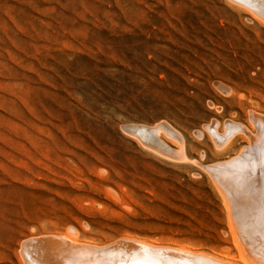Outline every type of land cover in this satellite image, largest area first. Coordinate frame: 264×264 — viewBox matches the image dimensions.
Masks as SVG:
<instances>
[{
  "label": "rangeland",
  "instance_id": "374dc122",
  "mask_svg": "<svg viewBox=\"0 0 264 264\" xmlns=\"http://www.w3.org/2000/svg\"><path fill=\"white\" fill-rule=\"evenodd\" d=\"M231 3L0 0V264L71 226L239 259L208 173L122 129L168 121L207 164L240 150L244 133L221 152L194 134L264 113V23Z\"/></svg>",
  "mask_w": 264,
  "mask_h": 264
},
{
  "label": "bare ground",
  "instance_id": "6f19581e",
  "mask_svg": "<svg viewBox=\"0 0 264 264\" xmlns=\"http://www.w3.org/2000/svg\"><path fill=\"white\" fill-rule=\"evenodd\" d=\"M230 2L249 10L255 20L264 23V0ZM248 116L255 131L231 119L220 123L213 117L201 129L194 130L201 139L206 136L217 152L227 149L237 134L245 135L240 150L208 164L188 157L185 136L168 121L129 123L126 129L122 128L144 150L181 164L198 165L208 173L227 203L229 235L238 260L131 237L113 244H96L80 240L78 230L71 226L65 233H44L22 241L23 264H264V113L249 109Z\"/></svg>",
  "mask_w": 264,
  "mask_h": 264
}]
</instances>
